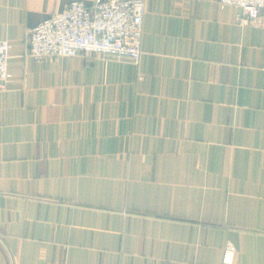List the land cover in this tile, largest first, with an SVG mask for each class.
<instances>
[{"label": "crops", "instance_id": "0c3cea01", "mask_svg": "<svg viewBox=\"0 0 264 264\" xmlns=\"http://www.w3.org/2000/svg\"><path fill=\"white\" fill-rule=\"evenodd\" d=\"M73 1L0 0V264H264V13L147 0L138 65L27 56Z\"/></svg>", "mask_w": 264, "mask_h": 264}, {"label": "built area", "instance_id": "2783aa9c", "mask_svg": "<svg viewBox=\"0 0 264 264\" xmlns=\"http://www.w3.org/2000/svg\"><path fill=\"white\" fill-rule=\"evenodd\" d=\"M239 9L241 25L258 26L264 0H218ZM147 0H96L92 5L73 1L62 12L50 15L26 38V54L37 61L80 55L129 59L138 65L142 57ZM10 41L0 40V91L11 81ZM237 248L229 243L222 264H234Z\"/></svg>", "mask_w": 264, "mask_h": 264}]
</instances>
